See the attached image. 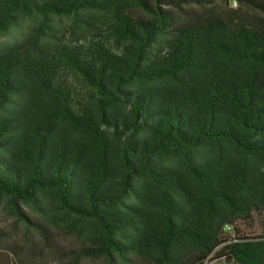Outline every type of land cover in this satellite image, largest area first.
<instances>
[{
    "label": "trees",
    "instance_id": "16d2710c",
    "mask_svg": "<svg viewBox=\"0 0 264 264\" xmlns=\"http://www.w3.org/2000/svg\"><path fill=\"white\" fill-rule=\"evenodd\" d=\"M236 1L0 0L6 214L75 263L264 264V0Z\"/></svg>",
    "mask_w": 264,
    "mask_h": 264
},
{
    "label": "rangeland",
    "instance_id": "374dc122",
    "mask_svg": "<svg viewBox=\"0 0 264 264\" xmlns=\"http://www.w3.org/2000/svg\"><path fill=\"white\" fill-rule=\"evenodd\" d=\"M201 9L208 11L211 7L182 5V10L179 11L195 15ZM24 212L32 216L28 209H24ZM255 222L257 224L256 218ZM48 232L49 239L45 242L36 230H26L23 223L15 222L0 204V264H103L101 260L89 258L73 262L71 251L79 246L75 239L56 230Z\"/></svg>",
    "mask_w": 264,
    "mask_h": 264
},
{
    "label": "built area",
    "instance_id": "2783aa9c",
    "mask_svg": "<svg viewBox=\"0 0 264 264\" xmlns=\"http://www.w3.org/2000/svg\"><path fill=\"white\" fill-rule=\"evenodd\" d=\"M230 5L233 7L237 6V1L236 0H230Z\"/></svg>",
    "mask_w": 264,
    "mask_h": 264
}]
</instances>
